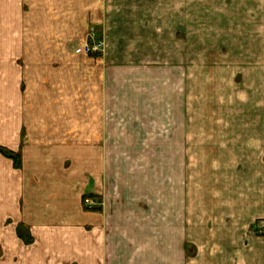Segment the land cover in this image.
Instances as JSON below:
<instances>
[{
	"label": "rangeland",
	"instance_id": "obj_1",
	"mask_svg": "<svg viewBox=\"0 0 264 264\" xmlns=\"http://www.w3.org/2000/svg\"><path fill=\"white\" fill-rule=\"evenodd\" d=\"M23 8L28 65L12 66L17 74L23 73L22 80L12 77L6 83L0 78V110L4 89L12 91L13 103L19 94L15 91L22 89L26 93L24 120H33L31 110L42 100L35 91L45 76L40 58L48 56L39 46L54 28L74 31L76 37L83 34L86 57L108 56L105 35L114 33L118 65L110 66L115 76L108 79V88L115 110L109 113L115 126L109 136L115 141L109 151L124 153V158L113 166L123 176L125 191L133 192V201H151L155 192L156 214L163 216L170 192L173 213L180 211V203H186L189 222L199 227L196 234L188 233L186 258L180 260L178 237L172 239L169 250L168 239L156 234L151 241L138 242L144 248L138 253L131 245L116 249L115 262L165 264L171 253V264H231L228 252L235 249V254H244L247 247L254 251L252 264L260 262L264 219L253 225L257 238L249 246L228 240L232 238L225 232L217 238L207 226L217 225L211 222L220 217L217 204L227 196L226 186L233 192L243 179L236 176L243 170H235V154L243 161L239 154L249 142L254 141L257 148L261 139L264 142V0H23ZM101 8L108 17L98 27L103 33L96 34L92 22ZM88 44L97 51L86 52ZM77 67L86 65L81 62ZM169 139L171 160L165 144ZM218 140L225 146L230 143L231 161L227 153L220 160L212 159ZM184 145L187 156L180 160L177 153ZM6 151L10 150L0 146L7 157ZM3 181L1 175L0 201ZM22 232L24 238L18 232V239L1 226L0 264L86 262L83 250L78 249L44 255L30 234Z\"/></svg>",
	"mask_w": 264,
	"mask_h": 264
},
{
	"label": "crops",
	"instance_id": "obj_2",
	"mask_svg": "<svg viewBox=\"0 0 264 264\" xmlns=\"http://www.w3.org/2000/svg\"><path fill=\"white\" fill-rule=\"evenodd\" d=\"M100 10L92 22L93 28H97L96 34L103 33L98 27L108 17L103 8ZM26 15L23 0H4L0 4V65H3L0 78L6 83L12 77L23 79V73L17 74L13 64L28 65ZM52 31L48 40L39 46L48 56L40 58L39 54L45 76L35 91L42 100L31 110L33 120H24L26 105L22 99L26 93L16 90L19 94L13 105L12 91L3 90L0 146L19 153L22 165L17 168L10 157L0 152L3 163L0 176L4 179L0 229L3 226L19 239L18 228L24 226L37 250L41 248L44 255L63 254L69 248L83 250L85 264H117L113 259L116 249L131 245L138 253L144 250L138 242L151 241L156 234L168 239L169 250L172 239L178 237L180 260L181 256L186 258L188 233L199 231V227L188 220L186 203H180V211L173 213L169 192L168 201L165 199L163 205L164 215L157 216L155 192L151 201L150 198L133 201V192L125 191L123 176L113 166L115 161L124 158V153L109 151V145L115 141L109 136L110 130L115 128L109 113L115 114V110L114 97L108 88V79L115 76L110 66L118 65V56L113 51L119 45L115 34L105 33L110 56L86 57L83 34L76 37L74 31L58 32L57 28ZM81 62L86 68L78 69ZM170 142L171 139L165 142L170 151L168 154L165 151L164 155L171 160ZM259 145L257 148L254 141L249 142L239 154L243 155V161L235 154L234 168L243 170L236 176L242 175L243 179L233 192L231 186H226L227 196H222L217 204L220 217H214L215 221L211 222L217 225L207 226L211 235L218 238L219 233L225 232L227 238H232L228 240L236 239L244 246L255 241L257 237H253L252 227L257 220L264 219L263 139ZM212 150L213 160L216 157L220 160L221 155L227 153L231 161L230 143L225 146L218 140L217 148ZM177 155L180 160L182 155L186 159V145ZM88 195L93 196L94 205L84 203ZM214 205L215 208L216 203ZM260 248L263 256L257 264H264V242ZM252 252L247 247L244 254H235L234 249L227 256L231 264H252ZM170 255L165 264L172 263ZM214 255L213 249L211 256Z\"/></svg>",
	"mask_w": 264,
	"mask_h": 264
},
{
	"label": "trees",
	"instance_id": "obj_3",
	"mask_svg": "<svg viewBox=\"0 0 264 264\" xmlns=\"http://www.w3.org/2000/svg\"><path fill=\"white\" fill-rule=\"evenodd\" d=\"M93 53V52H92ZM5 154L10 157L11 159H13L15 161V166L17 168H20L21 165H22V158H21V155L19 153H15L13 151H6ZM88 199H93V196L92 195H88V196H85L84 198V203L86 202V200ZM98 199V198H97ZM99 200V199H98ZM100 201V200H99ZM86 204V203H85ZM98 210V209H97ZM22 229L26 230L24 226H19L18 228V232H19V235L21 238H24V233L22 232ZM26 233L27 235L29 234L28 231L26 230ZM31 239V238H29ZM32 240V239H31Z\"/></svg>",
	"mask_w": 264,
	"mask_h": 264
},
{
	"label": "built area",
	"instance_id": "obj_4",
	"mask_svg": "<svg viewBox=\"0 0 264 264\" xmlns=\"http://www.w3.org/2000/svg\"><path fill=\"white\" fill-rule=\"evenodd\" d=\"M85 51L88 52V53H90V52L92 53V52H96L97 49H96V46L91 45V44H88V45H86ZM92 202H93L92 199H88V200H86L85 203H86V205H89L90 206Z\"/></svg>",
	"mask_w": 264,
	"mask_h": 264
}]
</instances>
